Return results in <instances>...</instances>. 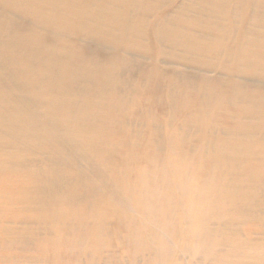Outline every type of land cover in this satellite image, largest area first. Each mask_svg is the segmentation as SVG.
I'll list each match as a JSON object with an SVG mask.
<instances>
[{
	"label": "bare ground",
	"instance_id": "obj_1",
	"mask_svg": "<svg viewBox=\"0 0 264 264\" xmlns=\"http://www.w3.org/2000/svg\"><path fill=\"white\" fill-rule=\"evenodd\" d=\"M0 264H264V0H0Z\"/></svg>",
	"mask_w": 264,
	"mask_h": 264
}]
</instances>
